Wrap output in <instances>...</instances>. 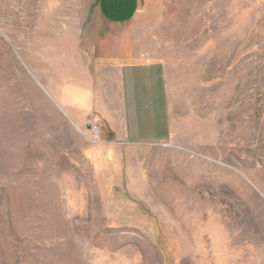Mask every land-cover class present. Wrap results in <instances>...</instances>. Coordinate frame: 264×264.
Returning a JSON list of instances; mask_svg holds the SVG:
<instances>
[{
	"label": "rangeland",
	"instance_id": "rangeland-1",
	"mask_svg": "<svg viewBox=\"0 0 264 264\" xmlns=\"http://www.w3.org/2000/svg\"><path fill=\"white\" fill-rule=\"evenodd\" d=\"M74 49L159 62L166 139L92 141ZM0 264H264V0H0Z\"/></svg>",
	"mask_w": 264,
	"mask_h": 264
},
{
	"label": "crops",
	"instance_id": "crops-1",
	"mask_svg": "<svg viewBox=\"0 0 264 264\" xmlns=\"http://www.w3.org/2000/svg\"><path fill=\"white\" fill-rule=\"evenodd\" d=\"M71 42L77 46L76 41ZM39 52L29 69L74 123L100 119L106 137L128 143L161 141L169 135L166 87L159 62H121L118 56L108 55L94 63L76 49L69 52L68 59L62 58L64 50L49 58H41ZM48 72L63 79L51 86L45 80Z\"/></svg>",
	"mask_w": 264,
	"mask_h": 264
},
{
	"label": "built area",
	"instance_id": "built-area-1",
	"mask_svg": "<svg viewBox=\"0 0 264 264\" xmlns=\"http://www.w3.org/2000/svg\"><path fill=\"white\" fill-rule=\"evenodd\" d=\"M102 126L103 124L100 119H93L87 123V128L92 141L96 142L100 140Z\"/></svg>",
	"mask_w": 264,
	"mask_h": 264
}]
</instances>
